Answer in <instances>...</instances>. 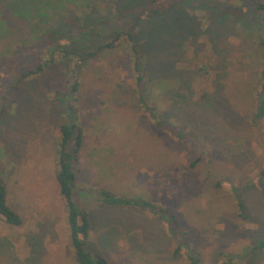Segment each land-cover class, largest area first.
Masks as SVG:
<instances>
[{"label": "rangeland", "instance_id": "rangeland-1", "mask_svg": "<svg viewBox=\"0 0 264 264\" xmlns=\"http://www.w3.org/2000/svg\"><path fill=\"white\" fill-rule=\"evenodd\" d=\"M124 1L94 0L89 7L67 2L59 10V19L51 15L39 22L35 18L40 24L33 27V36L44 25L52 34V43L47 40L45 49L38 42L7 49L31 30L4 10L0 94L6 91L8 98L0 118V179L7 187V202L22 223L10 225L0 216V264H79L56 180L63 114L55 91L66 84L73 63L54 50L61 49L62 37L77 35L76 27L97 34L72 38L65 45L68 49L126 30L134 20L120 16L116 6ZM204 1L224 5L232 14L238 9L246 13L237 19L224 18L222 30L214 27L216 22L210 23L215 39L209 41L203 18L211 17L204 11ZM259 3L264 0L188 4L176 0L175 7L183 5L187 18L194 16L198 34L183 36L172 21L165 44L145 46L148 73L168 78L167 73L174 72L171 76L181 79L177 90L158 93L155 105L159 117H169L187 130L194 138L191 142L155 126L139 103L126 35L114 47L89 58L78 73L75 109L83 141L74 164L77 188L140 195L173 211L188 233L197 264H220V251L236 262L245 257L250 264H264V245L257 247L264 240V177L259 178L264 167V116L256 122L253 118L263 63ZM85 13L91 18L88 27L81 21ZM97 18L107 22L99 25ZM59 22L61 29L56 26ZM68 23L71 30H66ZM39 65L40 70L27 74ZM221 181L238 189L245 217L233 192L215 185ZM79 203L90 217L92 251L111 264H191L184 248L174 253V238L154 216L106 207L90 196L80 197Z\"/></svg>", "mask_w": 264, "mask_h": 264}, {"label": "trees", "instance_id": "trees-1", "mask_svg": "<svg viewBox=\"0 0 264 264\" xmlns=\"http://www.w3.org/2000/svg\"><path fill=\"white\" fill-rule=\"evenodd\" d=\"M93 1L94 0H0V36H3L6 32L7 20L4 12V10H6L9 15H13L31 30L26 37L21 38L16 44L10 43L7 49H13L17 45H32L35 42L40 43V47L45 49L43 46L44 43H46V45L48 41L52 43L50 42L52 37L50 28H47L45 25L43 28L38 27V35L33 36V32H35L33 27L38 26L40 24L39 22H43L44 17L49 16L50 18L51 15L60 16L59 10L65 9L66 4H68L67 2L74 3L77 6L80 5L84 7L86 5L89 7ZM185 1L188 4L192 0ZM64 3H66L65 6ZM175 3L176 0H126L120 4L121 6H116L120 16L123 15L124 17V15H128L133 17L134 21L126 30L115 31L112 37L101 38L99 42L97 41L95 44H82L77 45L75 49H73L74 47L68 49L65 45H69L72 38L78 40L89 34H97L91 28L87 31L86 29L79 30L80 28L76 27L75 31L77 35H73L72 38L62 37V44L59 47L61 49L54 50L55 52L60 51L59 53H62L65 59L73 63L69 70L66 84L57 88L55 91L57 105L63 114V118L59 124L60 137L57 150L58 169L56 171V180L60 188V194L65 202L70 242L74 250L76 261L79 264H111L107 257L98 251L93 252L89 244L91 222L88 212L79 203V198L82 196L93 197L95 201L106 207L137 209L154 216L166 226V232L174 238L176 242L174 253L176 254L181 248H184L187 251L190 263H198V259L194 255L195 249L189 241L188 233L181 226L178 217L173 211L140 195H117L105 188H83L80 190L76 186L77 176L74 169V164L78 161L80 156V148L83 141L82 128L75 109L76 92L79 87L78 73L80 72V67H82L89 58L94 57L100 51L114 47L115 41L122 35H126L131 42L129 57L132 62L136 95L141 106L153 118L155 126L181 140L191 142L194 139L187 130L169 121V117L165 116L166 118L164 119L160 118L157 113L158 108L155 105V103H157L156 96L158 93L166 92L170 89L177 90L181 85V79L171 76L174 72H171V74L167 73L168 78H164L162 74L158 75V73H155L156 75L153 76L152 73L147 72L146 66L147 56L145 46L147 45L149 49H151L154 43H158L157 45H161L160 42L165 44L166 35L168 31L172 29V21L176 22L177 31L183 32V36H191L194 38L198 34L196 27L193 25L194 16L190 15L189 17H191V19L187 18L188 15L183 5L175 7ZM203 5L205 13L211 17V19H207V16L203 18L206 24H208L204 30L205 34L209 37V41L215 39L211 28L215 22L217 25L214 27L222 30L225 29L223 23L226 19L224 18L232 15L234 19H237L246 13L238 9L234 12L235 14H232L227 11L224 5L218 7L209 1H204ZM140 7L144 8L141 9ZM256 9L260 12L259 15L261 14V34L258 37V44L263 50V63L258 74L259 88L256 90L257 106L253 113L255 122L264 116V3H259ZM210 13L212 14L210 15ZM88 15L89 14L85 13L84 16L82 15L83 17L81 19L86 26L88 24L91 25V23H89L91 18ZM35 18H37L39 22L35 21ZM56 18L59 19L58 16ZM143 18L146 19L142 21L141 19ZM213 18L214 20H212ZM76 20L77 22L80 21L78 18ZM76 20H74L75 24ZM68 21L73 24V20L69 19ZM97 22L99 25L104 24L107 22V19H98ZM70 23L67 24L66 30H71L72 24ZM210 23L213 24L210 26ZM62 25L63 24L59 22L56 26L60 28ZM145 38H147V41L144 40ZM2 54L5 55V51H3ZM40 66L41 65L37 66L36 70H29L27 74L40 70ZM163 73L166 72L164 71ZM27 74H22V76H26ZM155 90L158 92L156 93ZM179 96H183V94H179ZM7 98L8 93L6 91L0 94V118L5 110ZM204 149H206V147L203 148V152L205 151ZM196 162L197 159L193 161L192 165ZM262 177H264V167L259 173V178ZM227 183L228 182L221 181L216 182L215 185L221 188L224 187L233 192L237 208L241 215L245 217L244 204L238 189L230 183ZM0 216L10 225L18 226L22 223L21 217L7 202V187L2 179H0ZM263 245L264 240H260L257 247H262ZM224 254H226L225 251H220L218 253V255L222 256L220 264H250V261L245 257H243L241 261L236 262L229 255H226V258Z\"/></svg>", "mask_w": 264, "mask_h": 264}]
</instances>
